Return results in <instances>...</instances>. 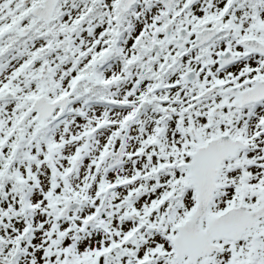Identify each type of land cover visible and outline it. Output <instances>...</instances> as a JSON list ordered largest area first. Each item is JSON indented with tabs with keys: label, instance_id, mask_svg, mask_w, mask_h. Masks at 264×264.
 <instances>
[{
	"label": "snow or ice",
	"instance_id": "6c2138e0",
	"mask_svg": "<svg viewBox=\"0 0 264 264\" xmlns=\"http://www.w3.org/2000/svg\"><path fill=\"white\" fill-rule=\"evenodd\" d=\"M0 264H264V0H0Z\"/></svg>",
	"mask_w": 264,
	"mask_h": 264
}]
</instances>
